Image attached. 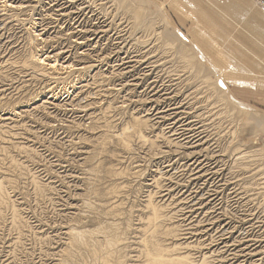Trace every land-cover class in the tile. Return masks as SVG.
<instances>
[{
  "label": "rangeland",
  "instance_id": "374dc122",
  "mask_svg": "<svg viewBox=\"0 0 264 264\" xmlns=\"http://www.w3.org/2000/svg\"><path fill=\"white\" fill-rule=\"evenodd\" d=\"M60 1L0 0V181L7 199L0 207V264H65L68 229L99 225L125 231L120 249L130 256L125 263L133 264L150 194L164 207L167 226L185 228V245L200 244L196 258L206 253L212 264H264V132L256 135L249 119L250 113L263 114L264 96L242 86L230 93L227 73L213 65L221 66L219 55L207 50L218 47L204 45L200 35L184 28L174 0H142L177 33V42L167 41L171 45L159 16H151L148 27L133 20L141 0L135 6L134 0ZM102 3L107 15L99 9ZM40 57L59 64L62 80L51 83L31 67L32 58ZM68 64L72 74L64 71ZM82 66L95 67L81 72ZM133 117H147L145 134L161 148L134 139L132 150H123L117 138ZM178 143L185 146L179 149ZM14 211L22 230L13 222ZM88 257L73 259L94 264Z\"/></svg>",
  "mask_w": 264,
  "mask_h": 264
},
{
  "label": "bare ground",
  "instance_id": "6f19581e",
  "mask_svg": "<svg viewBox=\"0 0 264 264\" xmlns=\"http://www.w3.org/2000/svg\"><path fill=\"white\" fill-rule=\"evenodd\" d=\"M57 1H59V0H57ZM62 1V0H61ZM60 1V2H61ZM68 1V0H67ZM90 1V0H89ZM124 1H127V0H124ZM133 1V0H132ZM252 1H254L256 4H258L257 2H256V0H252ZM35 2V1H34ZM33 2V3H34ZM46 2V1H45ZM52 2V1H51ZM69 2V1H68ZM77 2V1H76ZM85 2V1H84ZM36 3V2H35ZM44 3V2H43ZM42 3V4H43ZM78 3H79V1H78ZM86 3H87V1H86ZM119 3H122V2H119ZM133 3H134V6L136 5V3L137 2H135V0L133 1ZM140 4H139V7L140 8H137L136 9V11H134V14L132 15V18H133V20L135 21V22H137V24H143V25H146L147 27H148V23H152L153 24V19H152V17L151 16H154V15H156V16H159L160 17V21H161V26L163 25V26H165L163 29H164V32H163V37H164V39H165V41H166V43H167V41L168 42H170L171 44H172V42L173 43H175V42H177L178 41V35H177V33H175V31H173L171 28H169V27H167L166 25H165V18L164 17H162L161 15H163V14H161V13H159V15H158V13H156V9L154 8V6H150L149 4H147L145 1H140L139 2ZM7 4V3H6ZM40 4V3H39ZM41 4V5H42ZM47 4H48V2H47ZM47 4H45V5H47ZM50 4V3H49ZM62 4V3H61ZM68 4V3H67ZM75 4V3H74ZM77 4V3H76ZM83 4V3H82ZM88 4V3H87ZM103 4L104 3H102V4H100V8L99 9H102V11L106 14V12H105V9L104 8H102L101 6H103ZM12 5V4H11ZM44 5V4H43ZM44 5V6H45ZM66 5V4H65ZM69 5H70V2H69ZM89 5V4H88ZM95 5V4H94ZM97 5V4H96ZM95 5V6H96ZM122 5V4H121ZM259 5V4H258ZM57 6V5H56ZM77 6V5H76ZM75 6V7H76ZM261 8H263L261 5H259ZM27 7V6H26ZM25 7V8H26ZM29 7V6H28ZM37 7H39V6H37ZM42 7V6H41ZM74 7V8H75ZM94 7V6H93ZM18 8V7H17ZM23 8V7H22ZM55 9V7H51L50 6V9ZM58 8V7H57ZM64 8V7H63ZM63 8H62V10H63ZM73 8V7H72ZM78 8V7H77ZM76 8V9H77ZM83 8V7H82ZM95 8V7H94ZM10 9H11V7H10ZM15 9V8H14ZM29 9V8H28ZM27 9V10H28ZM46 9H48V10H50L49 9V7L48 8H46ZM52 9V11H54ZM61 9V8H60ZM70 9V8H69ZM80 9V8H79ZM264 9V8H263ZM17 10V9H16ZM25 10V9H24ZM31 10V9H30ZM56 10H58V9H56ZM85 10V9H84ZM26 11V10H25ZM67 11V10H66ZM68 11H70V10H68ZM86 11V10H85ZM17 12V11H16ZM21 12V11H20ZM28 12V11H27ZM33 12V11H32ZM37 12V11H36ZM58 12V11H57ZM56 12V13H57ZM35 13V12H34ZM56 13H52V15L53 14H55L54 16H57V14ZM59 13H60V11H59ZM72 13H74V12H72ZM79 13V12H78ZM92 13V12H91ZM145 13H148V14H145ZM51 15V16H52ZM69 15H71V14H69ZM69 15H67V16H69ZM84 15V14H83ZM96 15V14H95ZM107 15V14H106ZM74 16V15H73ZM82 16V15H81ZM100 16V15H99ZM102 16H104V15H102ZM46 17V16H45ZM63 17V16H62ZM66 17V16H65ZM80 17V16H79ZM151 17V18H150ZM12 18V17H11ZM68 18V17H67ZM72 18V17H71ZM70 18V19H71ZM74 18H75V16H74ZM82 18V17H81ZM101 18V17H100ZM131 18V19H132ZM43 19H44V17H43ZM49 20L51 19V18H48ZM48 19H46V20H48ZM77 20V19H76ZM45 21V20H44ZM49 22V21H48ZM47 22V23H48ZM36 23V22H35ZM41 23V22H40ZM80 23V22H79ZM104 23H105V21H104ZM167 23V22H166ZM256 23V22H255ZM258 23V22H257ZM49 24H50V22H49ZM58 24V23H57ZM100 24V23H99ZM37 25V24H36ZM54 25V24H53ZM102 25V24H101ZM142 25V26H143ZM43 26H44V24H43ZM162 26V27H163ZM45 27V26H44ZM50 27V26H49ZM54 27V26H53ZM56 27H57V25H56ZM74 27V26H73ZM48 27L46 26V29H47ZM51 28V27H50ZM96 29H98V28H96ZM100 29H102V28H100ZM83 30V29H82ZM121 31V30H120ZM129 31V30H128ZM148 32H150V31H148ZM93 33V32H92ZM103 33V32H102ZM132 33V32H131ZM94 34V33H93ZM97 34V33H96ZM101 34V33H100ZM99 34V35H100ZM35 35V34H34ZM104 35V34H103ZM131 35V34H130ZM94 37V36H93ZM98 37V36H97ZM101 38V37H100ZM125 38V37H124ZM123 38V39H124ZM132 38V37H131ZM33 39V38H32ZM93 39H95V38H93ZM122 39V38H121ZM125 41H126V39H125ZM127 42V41H126ZM165 43V44H166ZM171 44H169V43H167V45H171ZM149 46V45H148ZM65 52V51H64ZM131 52V51H130ZM136 52V51H135ZM134 52V53H135ZM139 52H141V51H139ZM120 53V52H119ZM129 53V52H128ZM127 53V54H128ZM113 54V53H112ZM57 55V54H56ZM101 55V53L99 54V56ZM136 55V54H135ZM145 54H143V56H144ZM33 56V55H32ZM98 56V57H99ZM141 56H142V54H141ZM39 57V56H38ZM53 57V56H52ZM102 57V56H101ZM101 57H100V59H101ZM139 57H140V54H139ZM145 57V56H144ZM147 57V56H146ZM145 57V58H146ZM48 58V57H47ZM53 58H55V57H53ZM126 58V57H125ZM129 58V57H128ZM131 58V57H130ZM133 58V57H132ZM131 58V59H132ZM142 58V57H141ZM190 58V57H189ZM191 58H194V56H192ZM31 59V58H30ZM122 59V58H121ZM120 58H119V60H121ZM136 59V58H135ZM32 60H35V61H32V63H31V61H29L31 64V67L33 66V68H34V70H36V72L37 73H39V75H41L42 77H44V78H46L47 80H49V81H51V83H52V81H54V82H59V80L61 79V77H60V74H62V72H61V70H60V72L61 73H59V70H58V66H59V64H58V66L56 65V63H46L45 62V60L42 58V57H40V58H36V59H33L32 58ZM124 60V59H123ZM126 60V59H125ZM143 60V59H142ZM96 61V60H95ZM115 61V60H114ZM11 62V61H10ZM10 62H4V63H8V65L10 64L11 65V63ZM28 62V63H29ZM123 62V61H122ZM126 62H127V60H126ZM128 62H130V61H128ZM131 62H133V61H131ZM130 62V63H131ZM135 62V61H134ZM143 62V61H142ZM141 62V59H140V63H142ZM145 62V61H144ZM156 62V61H155ZM17 63V62H16ZM15 63V64H16ZM46 63V64H45ZM125 63V62H124ZM129 63V64H130ZM136 63V62H135ZM139 63V62H138ZM146 63V62H145ZM89 64H91V63H88V65ZM137 64V63H136ZM148 64H150L151 65V63H148ZM153 64V63H152ZM3 65V64H2ZM6 65L7 64H5V67H6ZM9 65V66H10ZM12 65H13V63H12ZM24 65H26V62L24 63ZM24 65H22L21 66V68L23 67L24 68ZM30 65H29V67H30ZM62 66V65H61ZM116 66H119V64L118 65H116ZM121 66V65H120ZM4 67V68H5ZM13 67H15V65L13 66ZM16 67H18V71L20 70L19 69V66H17L16 65ZM15 67V68H16ZM83 68L81 69V70H79V71H81L82 72V70H84V69H87V68H89V70H91V69H93L94 67H89V66H82ZM96 67H97V65H96ZM143 67V66H142ZM144 67H145V65H144ZM147 67V66H146ZM145 67V68H146ZM151 67H152V65H151ZM160 67V66H159ZM7 68V67H6ZM9 68V67H8ZM10 68H12V67H10ZM63 68V67H62ZM65 69H64V71L66 70V72L67 71H69L70 69H71V74H72V66L70 67V65L68 64V66H66V67H64ZM81 68V67H80ZM117 68V67H116ZM148 68H150V66L148 67ZM155 68L157 69V67L155 66ZM154 68V69H155ZM78 69H79V67H78ZM125 70H126V67L124 68ZM129 69V68H128ZM135 69H136V67H135ZM1 70V69H0ZM3 70V69H2ZM15 70V69H14ZM26 70V69H25ZM73 70H75V69H73ZM89 70H87V71H89ZM118 70H119V68H118ZM149 70V69H148ZM168 70V69H167ZM92 71V70H91ZM144 71V70H143ZM5 72V71H4ZM75 72H76V70H75ZM122 72H123V70H122ZM172 72L174 73V71L172 70ZM1 73V72H0ZM67 73H70V72H67ZM76 73H78V71L76 72ZM86 73V72H85ZM156 73V72H155ZM176 73H177V71H176ZM26 74V73H25ZM64 74V73H63ZM113 74V73H112ZM166 74V73H165ZM67 75V74H66ZM119 75H120V73H119ZM122 75V74H121ZM123 75H124V72H123ZM174 75V74H173ZM180 75V74H179ZM62 76V75H61ZM64 76V75H63ZM171 75H169L168 74V77H170ZM146 77H147V74H146ZM177 77V76H176ZM35 78V77H34ZM43 78V79H44ZM127 78V77H126ZM102 79V78H101ZM134 79V78H133ZM138 79V78H137ZM178 79V78H177ZM176 79V80H177ZM180 79V78H179ZM62 80V79H61ZM185 80V79H184ZM44 81V80H43ZM126 81H128V80H126ZM125 81V82H126ZM180 81V80H179ZM172 82V81H171ZM49 84H50V82H48ZM129 83V82H128ZM193 83H194V81H193ZM2 84V83H1ZM177 84V83H176ZM5 85V84H4ZM4 85H2V86H4ZM48 85V84H47ZM53 85H54V83H53ZM56 85V84H55ZM175 85V84H174ZM6 86V85H5ZM135 86V85H134ZM138 86V85H137ZM151 86V85H150ZM212 86V85H211ZM126 87V86H125ZM123 88V87H122ZM135 88V87H134ZM166 88V87H165ZM156 89V88H155ZM159 89V88H158ZM146 90V89H145ZM162 89H160L159 91H161ZM208 90H210V89H208ZM163 91V90H162ZM167 91V90H166ZM169 92V91H168ZM216 92V91H215ZM214 92V93H215ZM160 93V92H159ZM167 93V92H166ZM210 93V92H209ZM212 94V93H211ZM215 95V94H214ZM178 97V96H177ZM144 98V97H143ZM148 99V98H147ZM146 99V100H147ZM151 99V98H150ZM164 99V98H163ZM168 99V98H167ZM166 99V100H167ZM175 99V98H174ZM193 99V98H192ZM165 100V99H164ZM185 100V99H184ZM196 100V99H195ZM148 101H149V99H148ZM151 101V100H150ZM170 101V100H169ZM168 101V102H169ZM143 102V101H142ZM145 102H147V101H145ZM168 102L167 103H165V104H168ZM149 103V102H148ZM147 103V104H148ZM180 103V102H179ZM193 103V102H192ZM191 103V104H192ZM142 104V103H141ZM150 104V103H149ZM160 104V103H159ZM163 104V103H162ZM165 104H164V106H165ZM173 104V103H172ZM178 104V103H177ZM176 104V105H177ZM191 104H189V106L191 105ZM197 104V103H196ZM1 106H2V104H1ZM111 106V105H110ZM144 106V105H143ZM150 106V105H149ZM153 106V105H152ZM155 106V105H154ZM153 106V107H154ZM173 106V105H172ZM178 106V105H177ZM213 106V105H212ZM7 107V106H6ZM10 107V106H9ZM116 107V106H115ZM148 107V106H147ZM169 107H171V105H169ZM168 107V108H169ZM176 107V106H175ZM195 107V106H194ZM149 108V107H148ZM167 108V109H168ZM186 108V107H185ZM184 108V109H185ZM187 108H189V107H187ZM191 108V107H190ZM155 109H157V108H155ZM166 109V110H167ZM172 109V108H171ZM171 109H168V110H171ZM183 109V110H184ZM151 110H152V108H151ZM158 110V109H157ZM157 110H156V112H157ZM161 110V109H160ZM167 110V111H168ZM192 110V109H191ZM191 110H189V111H191ZM5 111V110H4ZM149 111V110H148ZM162 111V110H161ZM175 111V110H174ZM177 111V110H176ZM211 111V110H210ZM146 112V111H145ZM150 112V111H149ZM149 112H147V114L149 113ZM165 112V110L162 112V113H164ZM178 112V111H177ZM207 112V111H206ZM160 113V112H159ZM182 114H183V112H181ZM185 113L186 112H184V115H185ZM190 113V112H189ZM115 114V113H114ZM150 114H152V111H151V113ZM150 114H148V115H150ZM156 114V113H155ZM158 114V113H157ZM181 114V115H182ZM200 114V113H199ZM167 115V114H166ZM176 115H178V114H176V112H172V113H170L169 114V111H168V117H174V118H172V120H176L177 119V117L178 116H176ZM189 115V114H188ZM198 115V114H197ZM263 115V116H262ZM146 116V115H145ZM151 116V115H150ZM163 116H165V115H163ZM176 116V117H175ZM180 116V115H179ZM192 116V115H191ZM244 116H245V114H244ZM132 117V116H131ZM142 117H144V116H142ZM154 117H155V115H154ZM167 117V118H168ZM198 117H199V115H198ZM198 117H196L195 119H197L198 120ZM134 118V117H133ZM133 118H131V121L133 120ZM146 119H144V118H139V117H136V118H134V121H132L131 122V124H130V126L129 127H127V128H125L124 129V131L120 134V135H118V143L120 144V146H122V148H124L123 150H127V151H130V150H132V146H133V140L134 139H137V141H139L138 143H140V141L143 143V144H150V146L153 148V147H157V148H161V147H158L156 144H155V141H157V139L156 140H150L146 135L147 134H145L146 133V130L148 129V127H149V122L147 121V117H145ZM151 118V117H150ZM149 118V119H150ZM163 118V117H162ZM181 118V117H180ZM182 118H183V116H182ZM193 118V117H192ZM200 118V117H199ZM164 119V118H163ZM249 119H251L253 122H254V124H255V126H256V129L253 131L256 135H259V134H262L263 132H264V112H263V114H260V113H257V112H253V113H250V117H249ZM128 120V119H127ZM165 120V119H164ZM177 120H179V119H177ZM193 120H194V118H193ZM150 121V120H149ZM183 121V120H182ZM196 120H194V122H195ZM151 122V121H150ZM201 122V121H200ZM128 123V122H127ZM166 123V122H165ZM191 123V122H190ZM196 123H197V121H196ZM173 124H175V123H173ZM152 125V124H151ZM168 125V124H167ZM14 126V125H13ZM99 127V126H98ZM114 127V126H113ZM175 127V126H174ZM183 127V126H182ZM121 128V127H120ZM168 128H169V126H168ZM171 128H172V126H171ZM194 128V127H193ZM206 128V127H205ZM12 129V128H11ZM121 129H123V128H121ZM164 129V128H163ZM165 129H167V128H165ZM183 129V128H182ZM174 130H175V128H174ZM204 130V129H203ZM149 131V130H148ZM169 131H171V130H169ZM186 131V130H185ZM151 132V131H150ZM176 132H177V130H175V131H173V135L175 136L176 135ZM194 132V131H193ZM192 132V133H193ZM203 132V131H202ZM169 133V132H168ZM178 133V132H177ZM182 133V132H181ZM181 133H180V135H181ZM187 133V132H186ZM196 133V132H195ZM198 133V132H197ZM163 134H166V133H163ZM160 135V134H158V135H160V138L162 139V138H164V135ZM179 134V133H178ZM148 135H150V133H148ZM183 135V134H182ZM254 135V134H253ZM8 136V135H7ZM162 136V137H161ZM171 136V135H170ZM189 136V135H188ZM196 136H197V134H196ZM195 136V137H196ZM159 137V136H158ZM158 137H156V138H158ZM166 137V136H165ZM198 137V136H197ZM170 138V137H169ZM174 138H176V137H174ZM178 138V137H177ZM186 138H187V136H186ZM192 138V137H191ZM170 139H172V138H170ZM182 139V138H181ZM189 139V138H188ZM159 140V139H158ZM166 140V139H165ZM164 140V141H165ZM169 140V139H168ZM168 140H167V142H168ZM173 140V139H172ZM171 140V141H172ZM184 140V139H183ZM186 140V139H185ZM194 140V139H193ZM154 141V142H153ZM170 141V140H169ZM178 141V140H177ZM182 141V140H181ZM188 141H190V140H186L184 143H187ZM166 142V143H167ZM176 142V141H175ZM180 142V141H179ZM137 143V142H136ZM169 143V142H168ZM177 143V142H176ZM183 143V144H184ZM78 144V143H77ZM159 144V143H158ZM178 144H180V143H178ZM156 145V146H155ZM173 145L175 146V144L173 143ZM192 145V144H191ZM180 146L182 147V146H185V145H182V144H180L179 145V149H180ZM18 147V146H17ZM21 148V147H20ZM19 148V149H20ZM96 148V147H95ZM183 148V147H182ZM181 148V149H182ZM188 148V147H187ZM1 149V148H0ZM28 149H29V147H28ZM136 150V149H135ZM177 150V149H176ZM93 151V150H92ZM28 152V151H27ZM204 152V151H203ZM46 153V152H45ZM262 153V152H261ZM2 154V153H1ZM6 154V153H5ZM33 154V153H32ZM124 157V156H123ZM185 157V156H184ZM165 159V158H164ZM168 159V158H167ZM192 159H194V158H192ZM29 160V159H28ZM57 160V159H56ZM122 160V159H121ZM178 160V159H177ZM189 160H191V159H189ZM205 160V159H204ZM26 161V160H25ZM171 162V161H170ZM199 162V161H198ZM207 162H208V160H207ZM42 164V163H41ZM174 164V163H173ZM206 164V163H205ZM207 166V165H206ZM172 169H173V167H172ZM202 169V168H201ZM123 170V169H122ZM129 170V169H128ZM177 170V169H176ZM197 170H198V168H197ZM117 171V170H116ZM124 171V170H123ZM187 171V170H186ZM204 172V171H203ZM123 174V173H122ZM117 175H118V173H117ZM142 175V174H141ZM192 176V175H191ZM162 177V176H161ZM172 177V176H171ZM164 178V177H163ZM188 178V177H187ZM32 179V178H31ZM4 180V179H3ZM90 180V179H89ZM159 180H160V178L159 179H156L155 178V182H157V184H158V182H159ZM163 180V179H162ZM207 180V179H206ZM125 181H127V180H125ZM139 181V180H138ZM184 182H185V180H183ZM53 182V181H52ZM51 182V183H52ZM88 182V181H87ZM162 182H159V185L161 184ZM170 183V182H169ZM165 185V184H164ZM42 186V185H41ZM43 187V186H42ZM50 187V186H49ZM53 187V186H52ZM122 187H124V185L122 186ZM157 187H158V185H157ZM162 187H164V186H162L161 185V188ZM119 188V187H118ZM41 190H42V188H40ZM157 189V188H156ZM124 190V189H123ZM159 190V189H158ZM5 192H6V190H4V186H3V182L2 181H0V207H2V206H5L6 205V194H5ZM117 192V191H116ZM116 192H114V193H116ZM222 192V191H221ZM27 193V192H26ZM150 193V192H149ZM158 194V193H157ZM95 195V194H94ZM154 194H150L149 195V199H148V203L145 205V209H146V213H147V215L145 216V218H143V216H142V224H141V229H140V227H136V228H139L140 229V232H138L139 234H140V236L138 237L139 238V240H137V246H134L135 248H136V250H137V256L135 255L134 257H136V258H132V260L130 259V263H133V264H135V263H137V264H210L211 263V259L213 258L212 256H210L209 255V257H211V259L209 260V257H208V255L206 256V253H203V255L202 256H200V258L198 259V258H196L195 257V254L197 253V254H199V253H201L203 250L201 249V247H200V244H196V245H194V243H193V246L192 245H189V242L187 243V245H185L186 244V241H188V233L187 232H182L184 229H172L173 227L170 225V226H167L165 223L167 222V221H169V220H167L165 223H164V218H165V215H164V213H163V211H164V207L162 206V205H159L158 203H156L155 202V199H154ZM119 198V197H118ZM121 198V197H120ZM192 201V200H191ZM118 202V201H117ZM160 202V201H159ZM183 202V201H182ZM188 202V201H187ZM199 202V201H198ZM184 203H186V202H183V204ZM115 204V203H114ZM124 204V203H123ZM9 205V204H8ZM118 205V204H117ZM197 205V204H196ZM86 206V205H85ZM90 206V205H89ZM93 206V205H92ZM109 206V205H108ZM88 207V206H87ZM91 207V206H90ZM116 207V206H115ZM174 207V206H173ZM93 208V207H92ZM107 208V207H106ZM118 208H120V207H118ZM117 208V209H118ZM172 208V207H171ZM91 209V208H90ZM97 209V208H96ZM121 209V208H120ZM188 209V208H187ZM196 209V208H195ZM100 209H98V211H99ZM118 211V210H117ZM92 212V211H91ZM138 212V211H137ZM145 212V211H144ZM166 212V211H165ZM67 213V212H66ZM99 213V212H98ZM7 214V213H6ZM93 214V213H92ZM121 214V213H120ZM112 215H114V214H112ZM145 215V214H144ZM131 216V215H130ZM18 215L16 214V212L14 211V213H13V218H14V220H13V222H14V224H16L17 226H18V229L20 228V218H19V221H17L18 220ZM96 217V216H95ZM113 217V216H112ZM87 218V217H86ZM167 219V218H166ZM169 219H171V216H170V218ZM108 220H110V219H108ZM122 220V219H121ZM127 220H129V219H127ZM164 220V221H163ZM86 221V220H85ZM132 221V220H131ZM131 221H127V229H129L131 226V224H130V222ZM117 222V221H116ZM139 222V221H138ZM22 223V222H21ZM104 223V222H103ZM110 223H111V221H110ZM113 223V222H112ZM121 223V222H120ZM133 223V222H132ZM108 224V223H107ZM123 224V223H122ZM121 224V225H122ZM168 224H171V221L168 223ZM73 225V224H72ZM138 225H139V223H138ZM137 225V226H138ZM201 225V224H200ZM111 226V225H110ZM126 226V225H125ZM133 226H135V225H133ZM140 226V225H139ZM22 227V226H21ZM80 227V226H79ZM170 227H172V228H170ZM16 228V227H15ZM94 228V227H93ZM96 228V227H95ZM109 228V227H108ZM108 228H105V226L103 227V226H98V228L97 229H93V230H91L90 229V231H88V230H85L84 228V230H81V229H76V227H72V228H70V229H68V230H70V243H69V247H70V251H68L67 253H66V255H65V264H76L75 263V261H77L78 259H76V257L78 256V255H82L83 254V256H84V254H88V256L89 257H91L92 259V261L91 262H94V264H126L125 263V260L127 261V263L129 262V260H127L126 258H129L130 256L128 255V253H126L125 251L127 250V249H125V251H124V254H122L123 253V250L122 249H120V246L121 245H123L122 244V241L124 240V236H123V233L125 232V231H123L122 232V234L120 235V233H119V231L117 230V229H119L118 227H112L111 226V228L110 229H108ZM133 228H135V227H133ZM175 228V227H174ZM21 229V228H20ZM88 229V228H87ZM22 230V229H21ZM130 230V229H129ZM133 230H135V229H133ZM132 230V231H133ZM188 230V229H187ZM190 230H192V229H190ZM206 230V229H205ZM204 229H203V231H205ZM200 231V230H199ZM23 232V231H22ZM137 232H135V233H137ZM188 232H189V230H188ZM192 233V232H191ZM190 233V234H191ZM198 233V232H197ZM201 233V232H200ZM69 234V233H68ZM196 234V233H195ZM227 235V234H226ZM126 236V235H125ZM187 236V237H186ZM192 236V235H191ZM190 236V237H191ZM123 237V238H122ZM135 237V236H134ZM211 237H213V236H211ZM218 237V236H217ZM132 238V237H131ZM131 238L129 239V240H131ZM135 239V238H134ZM192 239V238H191ZM214 240H215V238H213ZM126 240H128L127 239V237H125V241ZM182 240H185V242H181ZM217 240V239H216ZM223 240V239H222ZM220 241V240H219ZM53 242V241H52ZM217 242V241H216ZM220 242H222V241H220ZM224 242V241H223ZM127 243V242H126ZM129 243H131V241L129 242ZM208 243V242H207ZM211 243V242H210ZM210 243H209V245H210ZM244 243V242H243ZM60 244V243H59ZM121 244V245H120ZM211 244H213V242L211 243ZM214 244H217V243H214ZM222 244V243H221ZM225 244V243H224ZM132 245H135V244H133L132 243ZM204 245H206V244H204ZM225 245H227V243L225 244ZM215 246V245H214ZM218 247H219V245H217ZM234 246H235V244H234ZM233 246V247H234ZM239 246V245H238ZM242 246H244V245H242ZM241 246V247H242ZM137 247H138V249H137ZM227 247V246H226ZM229 247V246H228ZM231 247V246H230ZM229 247V248H230ZM232 247V248H233ZM208 248V247H207ZM215 247H213V249H214ZM219 248H221V247H219ZM217 249L218 251L220 250V249ZM229 248H227V249H229ZM212 249V251H214ZM225 249V248H224ZM235 248H233V250H234ZM247 249V247L245 246V249L244 250H246ZM44 250V249H43ZM193 250V251H192ZM202 250V251H201ZM207 250V249H206ZM209 250H210V248H209ZM222 250V249H221ZM249 250V249H248ZM248 250L246 251V252H244V253H247L248 252ZM217 251V252H218ZM226 251H228V250H226ZM231 251V250H230ZM237 251V250H236ZM235 251V252H236ZM241 251V250H240ZM122 252V253H121ZM128 252H132V251H128ZM207 252V251H206ZM216 252V253H217ZM254 252V251H253ZM208 253V252H207ZM215 253V254H216ZM219 253V252H218ZM228 253V252H227ZM252 253V252H251ZM77 256H76V255ZM209 254V253H208ZM231 254V253H230ZM258 254V253H257ZM260 254V253H259ZM236 255V254H235ZM256 255V254H255ZM254 255V256H255ZM61 256H63V255H61ZM132 256H133V254H132ZM237 256V255H236ZM242 256V255H241ZM248 256H252V255H248ZM253 256V257H254ZM88 257V258H89ZM227 257V256H226ZM73 258H75L76 260L74 261V259ZM237 258V257H236ZM249 258V257H248ZM248 258H247V260H248ZM135 259V260H134ZM213 261H214V259H212ZM226 260V259H225ZM233 260V259H232ZM246 260V259H245ZM244 260V261H245ZM221 261V260H220ZM243 261V262H244ZM60 262V261H59ZM246 262V261H245ZM88 263V262H87ZM221 263H222V261H221ZM224 263V262H223ZM232 263H235V262H232ZM251 263V262H250ZM253 263V262H252ZM254 263H255V261H254ZM212 264V263H211ZM231 264V263H230ZM240 264V263H239ZM241 264H242V261H241ZM245 264V263H244Z\"/></svg>",
  "mask_w": 264,
  "mask_h": 264
},
{
  "label": "crops",
  "instance_id": "0c3cea01",
  "mask_svg": "<svg viewBox=\"0 0 264 264\" xmlns=\"http://www.w3.org/2000/svg\"><path fill=\"white\" fill-rule=\"evenodd\" d=\"M174 6L187 31L218 47L207 50L226 66L213 63L227 73L230 93L242 86L264 96V9L252 0H174Z\"/></svg>",
  "mask_w": 264,
  "mask_h": 264
},
{
  "label": "built area",
  "instance_id": "2783aa9c",
  "mask_svg": "<svg viewBox=\"0 0 264 264\" xmlns=\"http://www.w3.org/2000/svg\"><path fill=\"white\" fill-rule=\"evenodd\" d=\"M256 2L264 8V0H256Z\"/></svg>",
  "mask_w": 264,
  "mask_h": 264
}]
</instances>
